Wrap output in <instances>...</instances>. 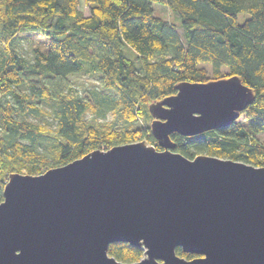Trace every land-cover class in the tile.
Returning <instances> with one entry per match:
<instances>
[{"label": "trees", "instance_id": "1", "mask_svg": "<svg viewBox=\"0 0 264 264\" xmlns=\"http://www.w3.org/2000/svg\"><path fill=\"white\" fill-rule=\"evenodd\" d=\"M80 1L0 0L1 44L21 31L40 32L47 39V49L33 47L31 55L13 48L0 51V200L10 171L40 173L91 149L137 139L155 144L148 125L98 127L85 114L112 109L133 122L138 111L150 119L148 102L174 93L182 80L236 74L255 97L241 110L242 121L195 135L171 132L173 150L264 166V141L255 135L264 131V0H82L87 14ZM153 3L177 13L182 31L154 13ZM199 61H208L210 70ZM79 72L94 75L98 89L76 94L61 88ZM29 112L51 116L55 126L16 117ZM47 133L55 160L49 164L39 149L40 136ZM107 253L132 262L142 248L114 241Z\"/></svg>", "mask_w": 264, "mask_h": 264}, {"label": "water", "instance_id": "2", "mask_svg": "<svg viewBox=\"0 0 264 264\" xmlns=\"http://www.w3.org/2000/svg\"><path fill=\"white\" fill-rule=\"evenodd\" d=\"M175 88L147 104L159 148L140 139L36 174L8 172L0 264H264V166L187 157L170 138L230 124L253 102V89L236 74ZM114 241L142 248L140 258L108 254Z\"/></svg>", "mask_w": 264, "mask_h": 264}, {"label": "rangeland", "instance_id": "3", "mask_svg": "<svg viewBox=\"0 0 264 264\" xmlns=\"http://www.w3.org/2000/svg\"><path fill=\"white\" fill-rule=\"evenodd\" d=\"M154 13L157 15L163 17L164 19L168 20L171 23L176 24L177 29L181 32L182 29L179 25V16L174 11L170 10L167 6L153 3L152 4ZM80 7L84 10V13L87 14V8L82 3V0L80 1ZM244 17V14L240 15V19ZM33 47H37L42 51H45L47 49V39L46 36L40 32L35 31H21L18 32L16 36H14L12 39H10L6 46L4 43H0V51L2 52H8L9 49L13 48L16 51H20L21 53H25L27 55H31V49ZM29 50V51H28ZM127 53L129 51L126 49ZM30 53V54H29ZM198 66H204L210 70L211 64L208 61H199L197 63ZM95 87L98 89V81L95 78L94 75H88L86 72H79L72 75H69L61 85V88H67L66 90L70 93H76V94H83L87 93L89 94V89ZM19 89L24 90L25 88L20 87ZM109 94H115L113 90H108ZM135 114V120L133 122H127L124 121V119L118 114L117 111H114L112 109L105 112V114L101 115L100 113H96L95 115H92L91 111H87L85 114V118H91L95 122V124L98 127H105V126H112L114 128H122V127H140L141 129H145L146 125H149L150 119H145L143 115H141L138 111H134ZM16 117L19 118H26L34 122H40L43 123L46 127L52 128L55 126V123L51 116L49 115H36L31 112L26 113L24 115L17 114ZM243 116L240 114L236 121H242ZM255 135L262 141H264V131L256 132ZM140 140V139H137ZM50 141H52V137L49 135V133L41 135L40 136V144L39 149L46 152L48 155V163H54V159L52 158L53 151L49 149L47 146L50 144ZM136 141V140H133ZM129 142V141H127ZM124 143V142H123ZM60 165V164H57ZM53 166V165H52ZM49 166V167H52ZM41 168H44V166H41Z\"/></svg>", "mask_w": 264, "mask_h": 264}]
</instances>
